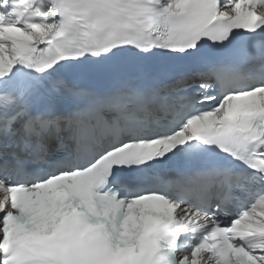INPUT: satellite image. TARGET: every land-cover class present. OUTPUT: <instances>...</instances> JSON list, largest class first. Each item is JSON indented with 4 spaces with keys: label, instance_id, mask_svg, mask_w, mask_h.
Segmentation results:
<instances>
[{
    "label": "snow or ice",
    "instance_id": "6c2138e0",
    "mask_svg": "<svg viewBox=\"0 0 264 264\" xmlns=\"http://www.w3.org/2000/svg\"><path fill=\"white\" fill-rule=\"evenodd\" d=\"M0 264H264V0H0Z\"/></svg>",
    "mask_w": 264,
    "mask_h": 264
}]
</instances>
